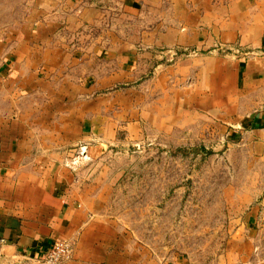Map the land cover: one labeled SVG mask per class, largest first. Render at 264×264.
Listing matches in <instances>:
<instances>
[{"label": "crops", "instance_id": "0c3cea01", "mask_svg": "<svg viewBox=\"0 0 264 264\" xmlns=\"http://www.w3.org/2000/svg\"><path fill=\"white\" fill-rule=\"evenodd\" d=\"M184 131H222L238 161L264 165V0H0V264L55 240L71 244L65 264H194L140 248L112 198L114 151ZM230 178L224 194L243 193ZM253 178V203H226L237 231L210 264H264Z\"/></svg>", "mask_w": 264, "mask_h": 264}, {"label": "rangeland", "instance_id": "374dc122", "mask_svg": "<svg viewBox=\"0 0 264 264\" xmlns=\"http://www.w3.org/2000/svg\"><path fill=\"white\" fill-rule=\"evenodd\" d=\"M190 134L184 131L177 138L151 133L114 151L117 156L110 167L119 176L113 186V211L124 223L129 217L134 225L129 230L142 240L140 248L163 259L179 256L194 264H210L225 251L227 237L237 231L221 224L226 203H253L257 198L253 174H264V165L253 163L248 153L238 161L239 148L223 147L222 131L211 141L206 133ZM237 173L245 191L225 195V184ZM148 185L156 191L149 196L143 192ZM157 188L166 195L159 198ZM147 203H159L161 208L147 211ZM261 234L264 241V228Z\"/></svg>", "mask_w": 264, "mask_h": 264}, {"label": "built area", "instance_id": "2783aa9c", "mask_svg": "<svg viewBox=\"0 0 264 264\" xmlns=\"http://www.w3.org/2000/svg\"><path fill=\"white\" fill-rule=\"evenodd\" d=\"M186 54H195V52L190 51ZM166 55L169 60L176 55L175 52L167 51ZM80 150V149H79ZM81 153V150H80ZM3 241L0 242V249ZM71 258V244L67 241L55 240L52 242L49 249L40 258L32 257H22V259L16 264H65Z\"/></svg>", "mask_w": 264, "mask_h": 264}]
</instances>
